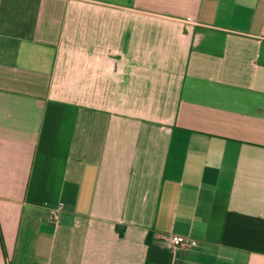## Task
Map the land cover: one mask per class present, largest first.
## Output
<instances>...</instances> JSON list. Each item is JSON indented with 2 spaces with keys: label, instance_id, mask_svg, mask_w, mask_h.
<instances>
[{
  "label": "crops",
  "instance_id": "1",
  "mask_svg": "<svg viewBox=\"0 0 264 264\" xmlns=\"http://www.w3.org/2000/svg\"><path fill=\"white\" fill-rule=\"evenodd\" d=\"M0 264H264V0H0Z\"/></svg>",
  "mask_w": 264,
  "mask_h": 264
},
{
  "label": "built area",
  "instance_id": "2",
  "mask_svg": "<svg viewBox=\"0 0 264 264\" xmlns=\"http://www.w3.org/2000/svg\"><path fill=\"white\" fill-rule=\"evenodd\" d=\"M63 205H64L63 203H60L56 208L52 210L50 218L53 222L55 223L59 222L62 209H63ZM170 241L175 247L185 246V245L196 246L198 244L196 240H193L189 237L179 236V235L172 236Z\"/></svg>",
  "mask_w": 264,
  "mask_h": 264
}]
</instances>
